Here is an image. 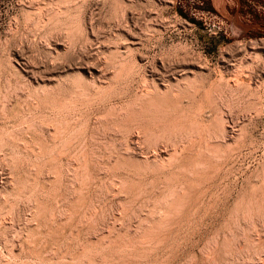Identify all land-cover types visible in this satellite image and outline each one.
I'll use <instances>...</instances> for the list:
<instances>
[{"label":"rangeland","instance_id":"rangeland-1","mask_svg":"<svg viewBox=\"0 0 264 264\" xmlns=\"http://www.w3.org/2000/svg\"><path fill=\"white\" fill-rule=\"evenodd\" d=\"M264 0H0V264H263Z\"/></svg>","mask_w":264,"mask_h":264},{"label":"bare ground","instance_id":"bare-ground-1","mask_svg":"<svg viewBox=\"0 0 264 264\" xmlns=\"http://www.w3.org/2000/svg\"><path fill=\"white\" fill-rule=\"evenodd\" d=\"M263 264H264V262H263Z\"/></svg>","mask_w":264,"mask_h":264}]
</instances>
